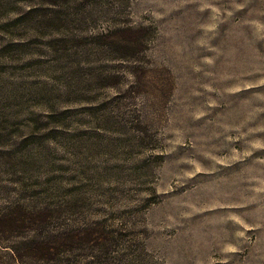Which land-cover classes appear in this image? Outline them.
Masks as SVG:
<instances>
[{"label": "rangeland", "instance_id": "rangeland-1", "mask_svg": "<svg viewBox=\"0 0 264 264\" xmlns=\"http://www.w3.org/2000/svg\"><path fill=\"white\" fill-rule=\"evenodd\" d=\"M96 260L264 264V0H0V264Z\"/></svg>", "mask_w": 264, "mask_h": 264}, {"label": "trees", "instance_id": "trees-1", "mask_svg": "<svg viewBox=\"0 0 264 264\" xmlns=\"http://www.w3.org/2000/svg\"><path fill=\"white\" fill-rule=\"evenodd\" d=\"M9 214L12 216L10 218V225L13 231L15 230L21 236L23 234H28L31 231L33 232L35 230H41V226L45 223L42 218L44 216H41V213H35L34 211L26 212L21 210L18 213L10 212ZM7 222L9 221L7 220ZM100 224L102 223H97V225L93 226V228L90 230H86V233H82L81 231L77 232L73 229L61 230L59 228L61 231L57 233V236L54 237L52 242H34L27 247V250H29L34 255H39L40 258L54 255L64 256L67 253L74 251L76 247L84 246L86 243H92L94 249L99 252V255H104L106 257L107 253L111 251V248L113 246L117 247L118 243L112 233H107L105 235V230L103 227H100ZM22 257L24 258V255H17V260L19 263H22ZM91 263L116 264L113 260H96Z\"/></svg>", "mask_w": 264, "mask_h": 264}]
</instances>
